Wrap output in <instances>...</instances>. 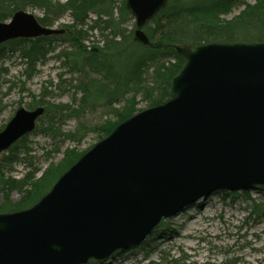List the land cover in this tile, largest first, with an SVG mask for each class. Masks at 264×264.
<instances>
[{
    "label": "water",
    "instance_id": "1",
    "mask_svg": "<svg viewBox=\"0 0 264 264\" xmlns=\"http://www.w3.org/2000/svg\"><path fill=\"white\" fill-rule=\"evenodd\" d=\"M169 0H127L133 40ZM26 10L0 22V44L62 35ZM168 98L118 124L31 207L0 212V264H88L142 243L218 190L264 186V41L182 44ZM45 107H20L0 155L31 134Z\"/></svg>",
    "mask_w": 264,
    "mask_h": 264
},
{
    "label": "trees",
    "instance_id": "2",
    "mask_svg": "<svg viewBox=\"0 0 264 264\" xmlns=\"http://www.w3.org/2000/svg\"><path fill=\"white\" fill-rule=\"evenodd\" d=\"M240 7L242 9L237 14L228 17L234 9ZM28 9L42 12V16L37 18L43 26L53 27L66 13L71 15L73 23L59 27L66 29V33L61 36L17 39L1 44L0 53H4L6 48H19L27 59L25 73L31 78L38 62L46 59L51 42L65 37L74 50L62 51L59 57L65 58L73 69H87L101 77L99 80L92 78L82 81L78 86L84 92L83 101L88 102L105 94H108V105L124 99L120 109L112 110L114 120H106L100 127V139L139 111L138 94L144 93L149 102L148 107L157 106L168 97L170 81L184 63V58L177 52V46L235 40L264 41V0H256L255 3L246 0H169L167 6L144 27L150 39L148 45L134 42L136 26L131 31L124 27L129 19H133L125 3L119 7L115 0H0V22L8 21L18 10ZM116 9L119 13L117 17ZM90 13H95L98 18L88 25ZM103 16H107L106 20ZM95 29H99L104 42L101 46L88 47L85 42ZM126 51L127 57L122 61L123 52ZM148 71H151L152 77L149 83L145 80ZM42 96L46 97L45 91ZM38 106H44L46 112L36 130L40 129L49 135L60 134L61 127L56 121L63 119L69 106L46 102L43 98L29 105L30 109ZM40 123L43 126L39 128ZM68 135L75 137L77 133ZM26 139L27 136L21 138L0 156V211L31 207L87 152L67 150L63 159L57 164H51L40 177L37 176L38 169L34 167L21 179H16L9 175V170L21 161V154H27L28 148L24 144ZM13 191L20 194V199L14 203L11 201ZM89 264L109 263L91 260ZM168 264L185 263L175 260Z\"/></svg>",
    "mask_w": 264,
    "mask_h": 264
},
{
    "label": "rangeland",
    "instance_id": "3",
    "mask_svg": "<svg viewBox=\"0 0 264 264\" xmlns=\"http://www.w3.org/2000/svg\"><path fill=\"white\" fill-rule=\"evenodd\" d=\"M115 2L119 7L126 4V0ZM241 9H234L228 17ZM27 11L42 16L39 10ZM118 14L116 9L115 17ZM97 18L95 13H90L88 25ZM102 18L106 20L107 16ZM72 23L73 18L66 13L54 27ZM135 23L134 18L129 19L124 27L128 31L134 30ZM103 42L99 29H95L90 32L85 45L101 46ZM49 49L46 59L38 62L31 78L25 73L27 59L19 48H6L0 53V131L18 108L30 109L34 100L43 98L46 102L69 106L63 119L56 121L61 127L60 134L49 135L39 129L27 136L24 143L27 154H21L23 160L9 170V175L16 179H21L34 167L40 177L51 164L59 163L67 150L88 151L103 139H100V127L106 120H114L112 110L124 105L122 98L108 105V94L84 102V92L78 86L82 81L101 77L87 69H73L72 64L59 57L62 51L74 50L65 37L53 40ZM127 53L123 52L122 61ZM150 74L151 71L146 73L147 83L151 81ZM44 91L46 97L42 96ZM148 105L144 93L138 94L137 110L147 109ZM42 126L40 123L39 128ZM71 133L77 135L70 137L68 134ZM19 199L20 194L13 191L11 201L14 203ZM175 260L185 264H264V190L215 191L164 220L143 243L117 252L107 261L109 264H168Z\"/></svg>",
    "mask_w": 264,
    "mask_h": 264
},
{
    "label": "bare ground",
    "instance_id": "4",
    "mask_svg": "<svg viewBox=\"0 0 264 264\" xmlns=\"http://www.w3.org/2000/svg\"><path fill=\"white\" fill-rule=\"evenodd\" d=\"M47 27V26H46Z\"/></svg>",
    "mask_w": 264,
    "mask_h": 264
}]
</instances>
